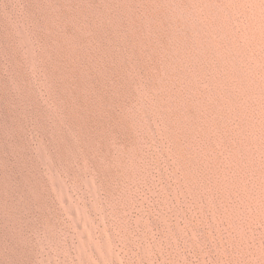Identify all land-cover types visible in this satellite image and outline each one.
<instances>
[{"label":"rangeland","instance_id":"374dc122","mask_svg":"<svg viewBox=\"0 0 264 264\" xmlns=\"http://www.w3.org/2000/svg\"><path fill=\"white\" fill-rule=\"evenodd\" d=\"M0 264H264V0H0Z\"/></svg>","mask_w":264,"mask_h":264}]
</instances>
